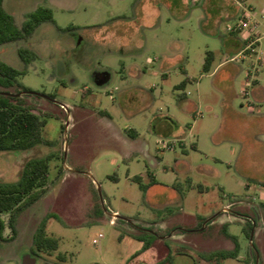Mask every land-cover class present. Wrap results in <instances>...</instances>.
Here are the masks:
<instances>
[{"label":"rangeland","instance_id":"1","mask_svg":"<svg viewBox=\"0 0 264 264\" xmlns=\"http://www.w3.org/2000/svg\"><path fill=\"white\" fill-rule=\"evenodd\" d=\"M95 1L102 2V8L97 9ZM132 1L116 7L111 0H6L5 8L19 26L40 6L53 10L54 21L41 23L29 39L2 45L8 48L0 51V59L27 71L19 77L22 84L55 97L24 93L28 104L46 116L44 140L30 149L0 151V182L5 184L21 179L26 161L50 156L48 183L20 213L16 232L10 224L11 212L1 214L0 264H264V153L234 151L236 138L224 128V90L215 83L224 80L223 74L216 78L200 66L194 74L199 84L194 80L186 89L194 101L187 111L174 88L177 76L164 85L160 75L143 82L130 75V65L150 68L155 54L134 57L139 51L126 40L124 27L115 24L118 15L134 14ZM248 2L256 8L252 16L260 23L261 41L252 46L258 49L254 64L238 57L241 71L235 81L236 106L249 118L264 114V106L243 107L247 99L241 93L249 69L261 67L264 0ZM143 34L142 29L137 35ZM21 47L36 52L37 58L26 64L19 54ZM193 47L198 60L207 49L217 52V63L225 53L222 41L212 37L200 38ZM104 68L114 76L99 85L98 73ZM20 89L9 88L10 92ZM164 115H172L191 132L186 140L189 154L179 140L175 148L161 149L158 138L172 137L156 132L153 120ZM192 141L199 149L191 147ZM177 159L193 166L185 170ZM203 163L217 172L200 169ZM148 170L151 174L140 176ZM135 174L145 189L133 179ZM191 181L215 189L201 194L189 190ZM219 183L226 188L225 196ZM172 185L184 189L178 199L172 198ZM226 205L233 221L225 228L238 236L240 246L236 257L223 259L219 253L233 250L235 241L224 242L223 225L201 228ZM115 211L123 217H113ZM45 219L46 235L59 239L53 251L41 250L35 243ZM148 224L168 225L170 233L179 231L183 236L166 239L171 247L167 252L165 244L154 245L157 238L141 228ZM138 236L154 242L144 248Z\"/></svg>","mask_w":264,"mask_h":264},{"label":"crops","instance_id":"2","mask_svg":"<svg viewBox=\"0 0 264 264\" xmlns=\"http://www.w3.org/2000/svg\"><path fill=\"white\" fill-rule=\"evenodd\" d=\"M130 1L131 0H111V3L118 7L124 4L129 5L128 2ZM5 2L6 0H4V7ZM94 3L97 9L103 6L100 1H95ZM131 5L134 14L130 16L124 15V18L118 15L115 24L118 28L124 27L123 29L127 32L126 40L139 51L138 53H133L134 57L141 56L147 52H155V54L154 57H150L152 58L149 63L151 65L150 68L149 66L144 68L137 63L130 65L129 68H127L129 69L128 72L130 75L137 77L140 82H143L142 80L145 81L148 76L160 75L164 85L169 83L175 75L179 78L177 83L174 84V88L176 89H178L177 86L179 84L186 81L184 87L178 89V93L184 105V110L187 111L192 109L191 106L194 101L188 98L186 89L194 80L197 81L194 74L200 70V66L203 73L215 75L216 78L223 74L224 80L215 81V83L218 88L224 90V106L226 112L224 128L236 138L233 142L234 144L237 142L233 147L234 151L264 153V114H261L259 117L252 116L248 118V115L241 112L236 106L239 93L235 77L241 71L236 61H238V57L240 56L243 61H248V65L254 64L252 57L258 53V49L252 46L254 43H256V45L260 44L261 41V37H253V32L240 26V21H238V19L241 20L243 15L242 8L232 0H133ZM250 12L251 15L253 14L255 17L256 8L250 6ZM261 14L264 15V8ZM232 20H234L235 23L231 24L230 22H232ZM142 29L144 30L143 36H138L137 34ZM102 36L105 38L104 33H102ZM211 37L222 41L225 49V53L220 56V61L218 63L219 55L215 50L207 49L206 55L199 60L194 53L193 46L198 43L200 38L206 39ZM7 48L6 46H1V54L5 52ZM141 51L143 53H141ZM209 51L213 52V60L210 70L205 71L204 64ZM260 54L261 56H259L258 59L261 67L249 69L246 80L242 84L241 93L247 99L246 104L242 102L243 107L264 106V52L261 51ZM123 67L126 69L127 66L124 65ZM98 74V80L100 81L98 83L99 85L106 84L114 76L107 68L101 69ZM123 77L125 80L128 78L127 75ZM199 82L200 81H197V84H199ZM150 86L154 87V85L149 84V87ZM144 87L143 84H140V88ZM69 105L70 104H67V106ZM153 122V128L156 132L177 138L181 141L182 150L189 154L186 140L187 137L191 135V132L183 130L178 119L172 115H164L156 116ZM189 124L188 122V125ZM193 126L192 124L190 131ZM130 131L137 136L139 135L138 130L135 128H130ZM191 147L199 149L198 143L195 141L191 142ZM176 161L178 164L186 166L185 170L193 166L190 161L183 159H177ZM199 168L206 171L217 172L215 171V167L208 166L204 163L200 164ZM147 173L151 174V171L148 170L143 172L140 176L144 177ZM129 176L132 177V175ZM174 184H176V182ZM219 184V188L225 196L227 194L226 188L221 183ZM190 186L189 190L197 189L201 194L208 193L211 189H215V187H211L210 185L202 182L196 183L194 181L190 182ZM181 188L182 189H177L172 185L173 199L181 197V194L184 192L183 187ZM150 190L151 188L149 187L147 192L150 193ZM189 192L190 191H188V193ZM226 207L227 205L223 207L222 213L220 210L210 216L205 226L201 229L210 228L214 225H223L224 242L230 244L232 240L234 241V236L238 241V236L225 228V226H228L229 222L233 221L230 213L225 209ZM113 214L119 213L115 211ZM112 216L115 217L114 215ZM141 228L147 232L156 234L157 241H155L154 245L165 244L167 252L171 251V247L167 246L165 240L183 236V233L179 231L170 233L168 225L159 226L157 224H148Z\"/></svg>","mask_w":264,"mask_h":264},{"label":"trees","instance_id":"3","mask_svg":"<svg viewBox=\"0 0 264 264\" xmlns=\"http://www.w3.org/2000/svg\"><path fill=\"white\" fill-rule=\"evenodd\" d=\"M45 21H54V13L50 7L40 6L28 13L26 19L19 26L15 16L4 7V0H0V46L20 39H29L37 27ZM19 54L26 64H30L37 58V53L21 47ZM213 60V52L206 56L204 70L209 71ZM26 70L18 69L6 61L0 59V151L26 150L43 142V128L47 123L46 116L37 113L24 97L4 94L10 92L9 88L19 86L17 92L29 91L31 88L22 84L19 77L25 75ZM186 84L182 82L177 86L181 89ZM50 96L55 97L50 94ZM49 160L46 158H32L25 164L24 172L17 183L5 184L0 182V232L4 229V221L1 214L11 212L10 224L16 232V223L20 213L30 206L39 197L38 189L44 187L49 180ZM133 179L140 182L142 189L146 185L140 181V176ZM46 219L42 223L35 236V243L41 250L53 251L59 247V239L46 235ZM154 238L157 235L152 233ZM144 241V248H148L154 241L138 236ZM235 248L221 251L219 258L236 257L239 251V243L235 236ZM217 255V253H213Z\"/></svg>","mask_w":264,"mask_h":264},{"label":"built area","instance_id":"4","mask_svg":"<svg viewBox=\"0 0 264 264\" xmlns=\"http://www.w3.org/2000/svg\"><path fill=\"white\" fill-rule=\"evenodd\" d=\"M243 10V15L240 20V26L245 29H249L253 32V37L257 38L259 23L253 18L250 12V6L248 0H232ZM177 138L164 139L163 137L158 138V143L161 145V149H173L177 144ZM114 222V220H112Z\"/></svg>","mask_w":264,"mask_h":264},{"label":"water","instance_id":"5","mask_svg":"<svg viewBox=\"0 0 264 264\" xmlns=\"http://www.w3.org/2000/svg\"><path fill=\"white\" fill-rule=\"evenodd\" d=\"M4 94H9V95H17V96H21V95H23L24 93H29V94H39V95H41V96H44V97H46V98H48V99H51V100H54L51 96H49V95H47V94H45V93H38V92H35V91H33V90H29V91H23V92H20V93H13V92H3ZM115 217H117V218H119V217H123V216H121L120 214H113ZM125 219H127L126 217H125ZM129 221H131L130 219H128Z\"/></svg>","mask_w":264,"mask_h":264}]
</instances>
